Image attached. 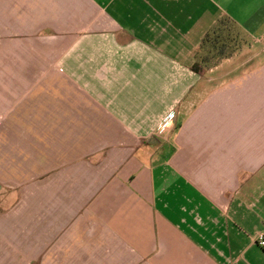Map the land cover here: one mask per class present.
Returning a JSON list of instances; mask_svg holds the SVG:
<instances>
[{
	"label": "crops",
	"instance_id": "crops-1",
	"mask_svg": "<svg viewBox=\"0 0 264 264\" xmlns=\"http://www.w3.org/2000/svg\"><path fill=\"white\" fill-rule=\"evenodd\" d=\"M258 233L264 0H0V264H264Z\"/></svg>",
	"mask_w": 264,
	"mask_h": 264
},
{
	"label": "trees",
	"instance_id": "trees-1",
	"mask_svg": "<svg viewBox=\"0 0 264 264\" xmlns=\"http://www.w3.org/2000/svg\"><path fill=\"white\" fill-rule=\"evenodd\" d=\"M220 35L219 31H218V27H214L212 29V31L210 33H208L206 35V37L204 38V42H207L208 40H211V38L213 37V39L215 40V38Z\"/></svg>",
	"mask_w": 264,
	"mask_h": 264
},
{
	"label": "built area",
	"instance_id": "built-area-1",
	"mask_svg": "<svg viewBox=\"0 0 264 264\" xmlns=\"http://www.w3.org/2000/svg\"><path fill=\"white\" fill-rule=\"evenodd\" d=\"M256 241L260 245L264 246V237H263V234L262 233H258V235L256 237Z\"/></svg>",
	"mask_w": 264,
	"mask_h": 264
}]
</instances>
